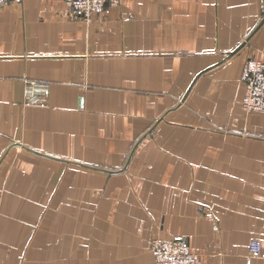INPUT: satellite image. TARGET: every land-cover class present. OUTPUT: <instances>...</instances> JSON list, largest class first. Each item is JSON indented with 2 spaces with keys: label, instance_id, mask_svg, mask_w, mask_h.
<instances>
[{
  "label": "crops",
  "instance_id": "0c3cea01",
  "mask_svg": "<svg viewBox=\"0 0 264 264\" xmlns=\"http://www.w3.org/2000/svg\"><path fill=\"white\" fill-rule=\"evenodd\" d=\"M250 58L261 0H121L89 22L64 0L0 6V264H154L175 236L202 264H264Z\"/></svg>",
  "mask_w": 264,
  "mask_h": 264
},
{
  "label": "built area",
  "instance_id": "2783aa9c",
  "mask_svg": "<svg viewBox=\"0 0 264 264\" xmlns=\"http://www.w3.org/2000/svg\"><path fill=\"white\" fill-rule=\"evenodd\" d=\"M21 1L0 0V6ZM64 2L70 17L89 22L106 8L118 6L121 0H64ZM241 80L245 88L244 110L250 113L264 112V61L258 58L248 59L244 65ZM48 96V83L26 81L24 93L26 105L46 106ZM150 251L154 264H202L199 256L190 250L189 243L183 236L152 239ZM250 255L252 258L262 256L261 246L257 242L250 246Z\"/></svg>",
  "mask_w": 264,
  "mask_h": 264
}]
</instances>
